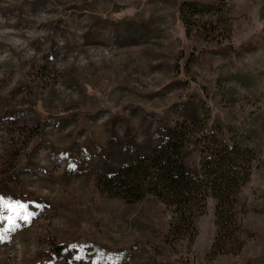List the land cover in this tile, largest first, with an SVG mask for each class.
<instances>
[{"label":"rangeland","instance_id":"rangeland-1","mask_svg":"<svg viewBox=\"0 0 264 264\" xmlns=\"http://www.w3.org/2000/svg\"><path fill=\"white\" fill-rule=\"evenodd\" d=\"M193 120L256 156L236 255L210 254L212 199L189 245L103 186ZM0 200L24 206L0 210V264H264V0H0Z\"/></svg>","mask_w":264,"mask_h":264},{"label":"trees","instance_id":"trees-1","mask_svg":"<svg viewBox=\"0 0 264 264\" xmlns=\"http://www.w3.org/2000/svg\"><path fill=\"white\" fill-rule=\"evenodd\" d=\"M186 27L189 22L184 19ZM191 27V26H190ZM231 129L206 120H193L177 126L172 136L160 142L132 164H123L103 179L105 192L132 204L152 196L172 211L169 236L191 245L196 237L194 221L204 215L207 201L215 202V236L211 256L236 255L238 240L236 216L238 195L250 180L256 156L242 146ZM193 143L199 150V169L187 167L183 150ZM10 175H14L13 172ZM64 246H56L60 253Z\"/></svg>","mask_w":264,"mask_h":264},{"label":"snow or ice","instance_id":"snow-or-ice-1","mask_svg":"<svg viewBox=\"0 0 264 264\" xmlns=\"http://www.w3.org/2000/svg\"><path fill=\"white\" fill-rule=\"evenodd\" d=\"M7 210L12 212V216L7 217V221L10 223L14 220V218H18L20 215L23 214L24 206L19 204L18 202L15 204V206H5L3 201L0 200V210ZM0 219H5L2 215H0Z\"/></svg>","mask_w":264,"mask_h":264}]
</instances>
